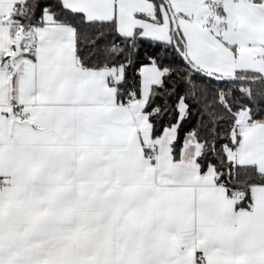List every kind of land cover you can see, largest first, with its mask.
I'll return each instance as SVG.
<instances>
[{"label": "snow or ice", "instance_id": "obj_1", "mask_svg": "<svg viewBox=\"0 0 264 264\" xmlns=\"http://www.w3.org/2000/svg\"><path fill=\"white\" fill-rule=\"evenodd\" d=\"M0 264H264V0H0Z\"/></svg>", "mask_w": 264, "mask_h": 264}]
</instances>
